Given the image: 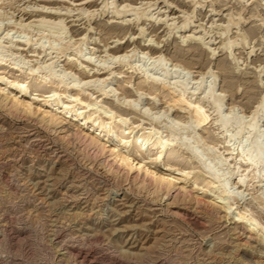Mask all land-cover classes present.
Instances as JSON below:
<instances>
[{
    "label": "rangeland",
    "instance_id": "374dc122",
    "mask_svg": "<svg viewBox=\"0 0 264 264\" xmlns=\"http://www.w3.org/2000/svg\"><path fill=\"white\" fill-rule=\"evenodd\" d=\"M8 1L0 16V59L7 63L0 76L30 84L33 97L40 92L33 83L54 64L65 82L51 80L39 97L59 96L77 110L83 104L84 115L99 110L94 115L106 125L124 118L129 140L146 133L169 140L180 158L151 164L179 178L169 189L92 146L74 123H50L0 103V264H264V235L234 221L246 212L264 234V182L252 178L239 152L252 145L248 129L237 135L236 124L222 126L212 100H202L216 83L223 114L251 121L264 97V0H116L115 9L135 7L121 17L111 11L113 0ZM42 19L48 25H39ZM186 19L190 25L180 29ZM59 20L65 30L52 27ZM162 56L173 77L152 69ZM119 72L127 77L116 82ZM155 77L166 86L150 82ZM185 82L186 96L210 114L205 128L174 106L170 91ZM74 83L78 91L68 89ZM97 86L114 87V95L104 98ZM151 153L144 162H153ZM205 162L229 180V214L226 203L205 194Z\"/></svg>",
    "mask_w": 264,
    "mask_h": 264
},
{
    "label": "bare ground",
    "instance_id": "6f19581e",
    "mask_svg": "<svg viewBox=\"0 0 264 264\" xmlns=\"http://www.w3.org/2000/svg\"><path fill=\"white\" fill-rule=\"evenodd\" d=\"M11 1H13V0H11ZM11 1H10V3H12ZM84 1H86V0H84ZM89 1L90 0L83 2V0H82L80 2H82V4H83V3H88ZM8 3H9V1H8ZM110 4L112 5V7H110V5H109V7L113 8V10H111V11L114 13V16H116V17H121L122 14H125V16H126L127 13H129L130 11L132 12V10L135 9V7L133 9L127 8V7L125 9H120V10L118 8L115 9L117 6H115V8H114L113 5L116 4V0H113L112 3H110ZM128 4L129 3H127V5ZM5 5H6V0H0V16H2V14H3L2 9L6 7ZM127 5H125V6H127ZM106 7H107V4H106L105 8ZM84 8H86V7L84 6ZM83 9L81 8L82 11H83ZM142 13H141V15H143ZM138 15H136V16L138 17V19H140V16H138ZM48 22L49 21H47L46 19H42V20H40L39 25L46 26V25H48ZM64 23L65 22L63 20H59V22L54 23V25L52 27L53 28H60V26H61L60 30H62V29L65 30L66 26ZM237 23H239V22H237ZM22 25L25 26L26 24H22ZM189 25H190V19H186L184 24L182 26H180V29H187ZM228 27L229 26H227V28H225V31L228 30ZM200 36H199V38H200ZM194 37H197V36H194ZM223 47L231 49V47H233V44L224 43ZM230 49H228V50H230ZM232 52H229V53L232 55ZM81 55L85 56L83 53ZM82 58H85V57H82ZM86 59H88V57ZM3 60L4 59H0L1 65H6L7 63L6 62L3 63ZM88 60H90V59H88ZM164 60L165 59L163 58V56L160 57L158 59V61H159L158 64H156V62H155V64L153 63L154 65L152 64L153 65L152 69H157V68L159 70L161 69L162 71H164V77H169L170 75L172 76L173 74L169 70H167V68L165 67L166 63H164ZM69 61H70V63L73 62L72 59H69ZM90 61H92V60H90ZM118 62H119V60H118ZM54 67H55L54 64L50 65L49 71H51V72L50 73L46 72V75L44 74L45 78H43V80L36 81L35 83H33V86L35 88L34 89L35 93H36V91L41 92V90L43 88L48 87L47 85L51 80L59 81V82H63V81L65 82L64 79H65L66 74L54 72V69H55ZM31 74H32V72H29L28 76H30ZM120 75L121 74L119 72L118 75L114 76V78L116 79V82H119L121 78L127 77L126 75H121V76ZM161 78L155 77L150 82L158 84L159 82L162 81ZM149 79L150 78L146 79V81ZM11 82L12 81H9L8 79L4 78L3 76H0V103L2 104V106L7 105L6 104L7 101H10V103L12 104L11 110H15V111L23 110L29 114L39 113V115L42 118L41 120H46L47 122L54 123V124L55 123L56 124L57 123L62 124L65 121L70 122V123H74L77 126L76 130H77L78 134H81V136L82 135L86 136L90 140V144H92V146H98L101 148L100 150H102V151L107 149L109 151L110 155L112 156V158H114V159H116V161L120 162V164H122V166L125 165L126 167L130 168V170L136 169L137 171L144 173L147 177L153 178L158 184L164 185L169 189H171L172 187L175 186L177 179H179L177 176L175 177V175H173L172 173L157 170V169H155V167H153V165H151L153 163L159 162V160H161V159H166V160L172 161V160H176V159L180 158L179 151L177 150L178 149L177 145H174L173 142H171L169 140H167V141L152 140V136H150V134H147V133L143 135L142 140H139V139L129 140V138L126 137V132H125L124 127H123V123H124L123 119L124 118L123 119L120 118L122 120H118V121L115 120L114 123L111 122L112 124L110 123V125H106L105 121L98 120V117L100 115L98 117L97 116L95 117V115H96L95 112L99 113L100 112L99 110H96V111H93L89 114L84 115V113L86 112V110H85L86 106L83 104H82L81 110H80V108H79V110H77V108L74 107L75 105L74 106L71 104L70 105L69 104H65V105L63 104L62 105L61 104V102H62L61 97H59V96L54 97V95H53L50 97L46 96V97L42 98V97H39V95H41V94H39L40 93L39 92V93H36L35 96L31 97V95L33 93L30 91L31 94H29V85L30 84L25 85V81H23L22 83H19V84H12ZM165 82L166 81H164L163 83L161 82V84L165 85L167 83V82L166 83ZM92 83H93L92 81H86V84H88V85L92 84ZM100 83H102V82H100ZM113 83L115 84V82H112V84ZM199 84H203V83L201 82ZM215 84L210 85L209 90H205L206 94L202 98V100H204V101L212 100L211 102H213L212 104L214 105L215 110L219 114L217 121L220 122V124L222 126L226 127V126L230 125L231 123L236 124L237 125V132H236L237 135L243 134V132L246 129H248L247 130L248 136H246V137H247V141L251 140L252 145H251V147H249V149H246V147L244 145H242L243 147L239 152H241V155L244 159V162L247 164V168L252 170V172H253L252 178L253 179L254 178L260 179V181L264 182V132H262L260 130V122L261 121L264 122V101H263L264 97H263V100L260 102L259 106L257 107V109L254 110V113H252L253 116H252L251 121L248 122L247 125H245L246 123L243 121V119H241L239 117L232 119L233 117H226L223 114L224 113L223 112V104L225 103V102L223 103L224 96H222V95L217 96V94L215 92L216 91L215 90V87H216ZM77 85H78L77 83H74L72 86L68 87V89L69 90L70 89H76L75 86H77ZM187 86L188 85L185 82L181 86L183 90L179 87L181 89V91H179V88L178 89L173 88V90L170 91V93L172 95V101L174 103V106H176L178 109L179 108L180 109L181 108L188 109L191 112L192 116L196 118L195 123H197V126L199 127V129L205 128V125L209 123L210 114L205 109V104L201 100H192L186 96L185 91L187 90ZM98 88H99L98 90L104 91V93H102V95L103 94L105 95L104 98H110V97H112L111 95H114V94H112L113 90H114V87H112V86L109 87L110 89L108 91L105 89V87H98ZM198 88H199V86H198ZM116 89H118V88H116ZM44 95H46V94H44ZM77 100H79V98ZM82 101H83V99L80 100V102H82ZM99 101H102L101 98H100V100H96L95 102L91 103V105L94 104V106H93L94 110L97 109V103H99ZM35 103H37L36 106H34ZM261 110H262V113L260 114ZM146 113L147 112L144 111V114H146ZM67 122H65L64 126L68 125ZM172 128L175 129V126L173 125ZM70 129H71V127H68L67 131H69ZM76 137H78V135ZM181 142H182L181 146L185 145L186 146L185 148L190 149V151L193 150L192 145L189 142H187V141L184 143H183V141H181ZM85 143H87V142H85ZM153 150H155L156 154H157L155 158H152L153 162L152 163L150 162V164H149V162L148 163L144 162L143 161L144 159L149 158L152 155H154V153L153 154L151 153ZM192 152H193L192 153L193 155H191V158L194 156V157L198 158L199 163H200V161L203 162L198 151L193 150ZM139 158H140V160H138ZM188 161H190V159H188ZM174 162H176V161H174ZM204 165H205V168L207 169V171H205V172H208L210 175L209 179L208 178L202 179L203 184H204L203 187L205 188L204 189L205 194L211 200H215L216 202L218 201L221 203H226L224 201H226V200L228 201V199L234 197V195H232L233 190L230 191L228 189L229 188L228 187L229 186V180L228 181L222 180L221 179L222 175L220 174V172L215 167H211V165L210 164L208 165L206 162L204 163ZM193 177L195 179L196 184L202 181L201 180V181L197 182L198 180H200L202 178L201 173L197 174L196 176H193ZM246 178H247V176L241 175L238 183L242 184L241 181H243V184H244V182L246 181ZM190 179H191L190 177L183 178V181H184L183 187H187ZM223 205H222V207H223ZM228 205L226 203L223 207V209L226 211L227 214H229L230 207H231ZM234 217L236 218V219L233 218V219H235L234 221L236 224H237V222L239 224H244V226H246V228L248 229L249 232L256 234L257 236H260L261 238H263L264 234L261 231V229L257 227V224L254 222L255 219L250 218L246 214V212L240 211L238 216L237 217L234 216Z\"/></svg>",
    "mask_w": 264,
    "mask_h": 264
},
{
    "label": "snow or ice",
    "instance_id": "6c2138e0",
    "mask_svg": "<svg viewBox=\"0 0 264 264\" xmlns=\"http://www.w3.org/2000/svg\"><path fill=\"white\" fill-rule=\"evenodd\" d=\"M243 183V181H241Z\"/></svg>",
    "mask_w": 264,
    "mask_h": 264
}]
</instances>
